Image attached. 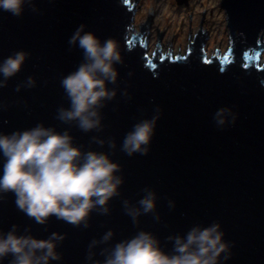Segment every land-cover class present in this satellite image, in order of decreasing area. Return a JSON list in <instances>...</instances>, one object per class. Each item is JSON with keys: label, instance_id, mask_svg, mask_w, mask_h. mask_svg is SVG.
Instances as JSON below:
<instances>
[{"label": "water", "instance_id": "1", "mask_svg": "<svg viewBox=\"0 0 264 264\" xmlns=\"http://www.w3.org/2000/svg\"><path fill=\"white\" fill-rule=\"evenodd\" d=\"M221 3L231 40L221 57L219 47L207 56L203 8L191 37L188 27L186 50L180 52L178 43L175 56L171 43L168 52L157 43L149 54L143 26L129 38L136 0H34L20 17L0 13V62L18 50L29 53L22 70L0 87V132L40 123L71 129L85 151L110 152L124 177L110 210L95 209L80 225L55 216L38 224L17 209L14 194H0V229L19 225L21 233L42 238L59 232L65 236L57 247L61 259L51 264H93L89 252L103 259L100 249L108 245L89 246L110 229L111 245L143 229L171 251L169 236L219 222L231 244L230 259L221 264H264V0ZM151 18L149 11L140 25H150ZM81 24L102 39L116 38L122 53L118 81L110 85L117 95L101 108L102 127L89 132L57 118L58 109L69 104L61 80L84 58L69 43ZM163 33L158 29V40ZM29 77L35 86H27ZM221 108L230 110L224 125L215 119ZM157 115L148 153L127 155L121 149L124 136ZM145 189L157 192L158 205L137 223L125 201L135 204Z\"/></svg>", "mask_w": 264, "mask_h": 264}, {"label": "clouds", "instance_id": "2", "mask_svg": "<svg viewBox=\"0 0 264 264\" xmlns=\"http://www.w3.org/2000/svg\"><path fill=\"white\" fill-rule=\"evenodd\" d=\"M33 3L34 0H0V13L20 17ZM85 29L86 25L81 24L69 40L83 51L84 58L61 80L69 104L58 109L57 118L89 132L102 127L101 108L117 95L118 90L110 85L118 81L117 64L122 61V53L116 38L102 39L94 30ZM28 55L27 51L18 50L0 62V87L22 70ZM35 83L33 77L26 81L29 87ZM229 111L221 108L215 113L219 125L226 123ZM158 119L157 115L134 124L124 136L121 149L129 156L138 152L147 154ZM93 139L107 143L104 139ZM115 145L111 141V147ZM0 157V194H14L17 209L38 224H45L55 216L80 225L89 220L95 209L107 213L109 202L124 183L119 174L122 166L110 152L85 151L75 143L71 129L61 131L43 123L10 133L0 132ZM144 193L135 204L125 201L127 215L137 223L141 215L154 212L158 205L155 190L145 189ZM225 235L219 222L195 224L184 234L169 236L173 244L168 251L154 232L143 229L111 245L108 242L114 230L110 229L89 246L95 249L99 244L108 245L100 249L103 259H93L95 251L89 252V259L93 264H221L231 257V244ZM64 238L59 232L46 238L30 231L21 233L19 225L8 231L0 229V264H5L6 258H10L8 264H51L61 259L57 247Z\"/></svg>", "mask_w": 264, "mask_h": 264}, {"label": "rangeland", "instance_id": "3", "mask_svg": "<svg viewBox=\"0 0 264 264\" xmlns=\"http://www.w3.org/2000/svg\"><path fill=\"white\" fill-rule=\"evenodd\" d=\"M133 0H129L132 4ZM179 0H136L135 13L133 15L132 31L136 32L134 24L143 23L149 11L152 12L150 25L154 24L153 39L148 43L149 54L153 53L158 40V29H163L162 51H169L171 43L172 55L175 56L177 44L179 43L180 52L187 48V31L190 27V37L193 30L198 26L202 8L203 19L201 29L206 30L205 50L209 49L208 57L215 49L220 48V55H223L230 43L229 27L226 22L225 8L221 5V0H185L179 2H189V6L178 4ZM156 15V18H155ZM192 15V22L190 17ZM204 20V21H203ZM189 22V23H188ZM226 22V23H225Z\"/></svg>", "mask_w": 264, "mask_h": 264}, {"label": "flooded vegetation", "instance_id": "4", "mask_svg": "<svg viewBox=\"0 0 264 264\" xmlns=\"http://www.w3.org/2000/svg\"><path fill=\"white\" fill-rule=\"evenodd\" d=\"M138 1H140V0H138ZM180 3H182V4H180ZM178 4L183 5V6H189V2H179ZM155 18H156V15H155ZM190 21L192 22V15L190 17ZM134 25H135V27H136L137 30L140 29V26H143L145 28L146 32L143 35V39L146 40L148 43L153 39V36H154L153 35V30H152V28L154 27V24L153 23H152V25H145V24H141V25L140 24L139 25L134 24ZM156 42L159 43L160 45L164 44L163 43V39L162 40L161 39L160 40H156ZM170 52H171V50H170Z\"/></svg>", "mask_w": 264, "mask_h": 264}, {"label": "bare ground", "instance_id": "5", "mask_svg": "<svg viewBox=\"0 0 264 264\" xmlns=\"http://www.w3.org/2000/svg\"><path fill=\"white\" fill-rule=\"evenodd\" d=\"M179 1H185V0H179ZM203 30H204V29H203ZM204 32H205V38H206V30H204ZM205 38H204V39H205Z\"/></svg>", "mask_w": 264, "mask_h": 264}]
</instances>
